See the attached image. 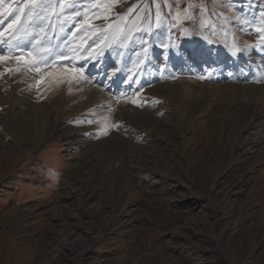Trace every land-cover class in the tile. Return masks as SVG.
<instances>
[{"label": "rangeland", "instance_id": "374dc122", "mask_svg": "<svg viewBox=\"0 0 264 264\" xmlns=\"http://www.w3.org/2000/svg\"><path fill=\"white\" fill-rule=\"evenodd\" d=\"M12 33L66 63L1 54L0 264H264V0H0ZM83 57L148 91L88 93Z\"/></svg>", "mask_w": 264, "mask_h": 264}, {"label": "bare ground", "instance_id": "6f19581e", "mask_svg": "<svg viewBox=\"0 0 264 264\" xmlns=\"http://www.w3.org/2000/svg\"><path fill=\"white\" fill-rule=\"evenodd\" d=\"M191 34H194V33H191ZM23 37L24 38L22 40L26 39L25 37H27V36H23ZM32 37H34V36H32ZM46 37H49V36H46ZM48 39H46V40L48 41ZM19 40H20L19 35H16V37H14L11 41H8L7 38L4 39V37L0 36V57H2V55H1L2 53H5L6 56L12 57L14 60L30 62L32 69L36 73H39V71H41V69L44 68L46 65L48 67H54L55 66L52 64L56 60H53L49 57V55H48L49 52H44L45 50H47V49L43 48L44 45H42L41 43H38L36 41V44L38 43L37 49L36 48L33 49L32 53H31V48H29L31 41L28 43L26 41H23V42L21 41L22 43L20 44ZM16 41H18V42H16ZM34 47H35V44H33L32 48H34ZM58 50L61 53H63V51H64L63 49L61 50L60 48ZM51 53L54 54V58L58 57V53H54V52H51ZM1 61L2 60H0V62ZM79 61H81V63L84 65L83 71L87 74V76L90 75V73H96V75L94 76L95 79L93 78V80H92V82L95 86H93V87L88 86L87 87L88 93L97 92L98 91L97 88L102 87L103 90L101 92V97L103 99L104 98L107 99V98H109L107 92H109V93L114 92L116 95H119L120 97L123 98V100H121L122 102L119 103L120 104L119 106H120L121 110H123V111H127L131 108H134L130 104V102L134 101L133 99H135L136 97H140L141 95H143L145 92L148 91V89L145 90L142 87L149 84V80L139 84L138 79L132 78V75L130 76L125 71V68H126L125 63L121 64V66L123 65L122 68H120V64L118 63L117 68L109 71V68H108V65L106 64V61L104 62L103 60H88L86 58H81ZM235 62H237V60ZM135 70L133 71L134 73H135ZM133 72H131V73H133ZM263 78H264L263 74H262V76L258 77L259 80H263ZM255 79L257 80V77ZM262 84L263 83L259 84L258 86H260ZM105 89L107 90V92L105 91ZM250 95H252V93ZM34 112H35V120L38 122V125H39V117L43 116L45 119L46 115L48 114V107H47V105L44 106L43 104H38V105H36ZM110 114H111V112L108 111L105 115L109 116ZM32 117H34V116H32ZM59 132H60L59 136L72 137L74 135V130L71 128L65 129V130H60ZM38 133H40V129H39ZM42 142H43V140L38 135L37 139L34 142L35 145L36 146L40 145V144H42Z\"/></svg>", "mask_w": 264, "mask_h": 264}, {"label": "snow or ice", "instance_id": "6c2138e0", "mask_svg": "<svg viewBox=\"0 0 264 264\" xmlns=\"http://www.w3.org/2000/svg\"><path fill=\"white\" fill-rule=\"evenodd\" d=\"M6 59L5 57H0V60Z\"/></svg>", "mask_w": 264, "mask_h": 264}]
</instances>
